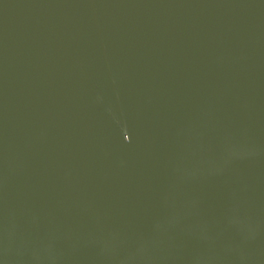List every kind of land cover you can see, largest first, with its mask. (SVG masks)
I'll use <instances>...</instances> for the list:
<instances>
[{"label":"water","instance_id":"95a60500","mask_svg":"<svg viewBox=\"0 0 264 264\" xmlns=\"http://www.w3.org/2000/svg\"><path fill=\"white\" fill-rule=\"evenodd\" d=\"M0 264H264V0H0Z\"/></svg>","mask_w":264,"mask_h":264}]
</instances>
